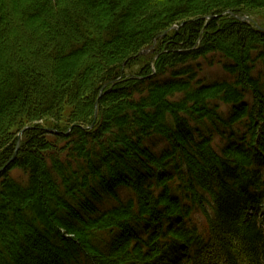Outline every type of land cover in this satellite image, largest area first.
<instances>
[{
  "label": "trees",
  "instance_id": "trees-1",
  "mask_svg": "<svg viewBox=\"0 0 264 264\" xmlns=\"http://www.w3.org/2000/svg\"><path fill=\"white\" fill-rule=\"evenodd\" d=\"M3 46L0 264H264V0H0Z\"/></svg>",
  "mask_w": 264,
  "mask_h": 264
},
{
  "label": "rangeland",
  "instance_id": "rangeland-1",
  "mask_svg": "<svg viewBox=\"0 0 264 264\" xmlns=\"http://www.w3.org/2000/svg\"><path fill=\"white\" fill-rule=\"evenodd\" d=\"M22 2H26V0H22ZM16 6V5H15ZM18 6V4H17ZM9 8L10 11V18H11V22H12V35H17L19 37V40H23L26 37V32H27V27L25 24L17 21L19 13L17 12V8L14 9L12 3L9 1V4L7 6ZM13 19V20H12ZM38 35V34H37ZM40 36V35H38ZM11 38V37H10ZM35 42H32L31 45H35ZM10 50L8 49V46H3L0 48V57L2 59H6L8 54H9ZM147 52H149L147 50ZM85 58V54H80L77 57H73L72 62L74 63V65H79L80 62H82V60ZM6 61V60H4ZM8 62V61H6ZM38 68V67H37ZM42 70H43V65H42ZM46 72L48 73V77L45 80H50L51 79V65L48 66V68H46ZM203 74L210 79H218V78H222L224 77L226 74L223 72L222 68L218 65H215L213 67H205ZM226 237L228 239H230L231 241H233L232 235H226ZM122 264H125V262H122Z\"/></svg>",
  "mask_w": 264,
  "mask_h": 264
},
{
  "label": "water",
  "instance_id": "water-1",
  "mask_svg": "<svg viewBox=\"0 0 264 264\" xmlns=\"http://www.w3.org/2000/svg\"><path fill=\"white\" fill-rule=\"evenodd\" d=\"M233 16L237 17L240 20H249L247 16H236L235 14H232Z\"/></svg>",
  "mask_w": 264,
  "mask_h": 264
}]
</instances>
